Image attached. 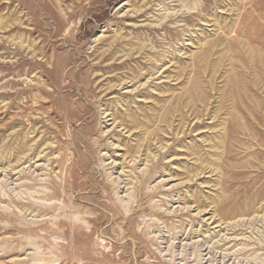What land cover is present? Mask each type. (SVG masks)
<instances>
[{"label": "rangeland", "instance_id": "1", "mask_svg": "<svg viewBox=\"0 0 264 264\" xmlns=\"http://www.w3.org/2000/svg\"><path fill=\"white\" fill-rule=\"evenodd\" d=\"M263 116L264 0H0V264H264Z\"/></svg>", "mask_w": 264, "mask_h": 264}, {"label": "bare ground", "instance_id": "2", "mask_svg": "<svg viewBox=\"0 0 264 264\" xmlns=\"http://www.w3.org/2000/svg\"><path fill=\"white\" fill-rule=\"evenodd\" d=\"M23 44V43H22ZM73 63V62H72ZM49 74V73H48ZM246 87V86H245ZM247 89V88H246ZM243 92V91H242ZM239 95V94H238ZM240 96V95H239ZM241 98V97H240ZM240 100V99H239ZM242 101V100H241ZM240 102V101H239ZM238 103V102H237ZM258 107V106H257ZM259 108V107H258ZM250 115V114H249ZM251 116V115H250ZM264 117V116H263ZM249 118V117H248ZM251 118H253V117H251ZM253 123H255V122H253ZM236 127L237 126H235V125H233V123H231L230 124V126H229V133L230 134H233V133H236L237 132V130H236ZM236 135H237V133H236ZM38 216V215H37Z\"/></svg>", "mask_w": 264, "mask_h": 264}]
</instances>
